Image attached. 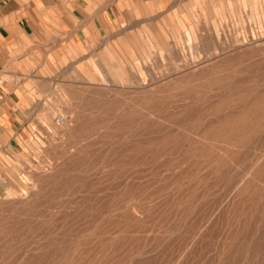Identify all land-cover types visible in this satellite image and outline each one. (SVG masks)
I'll use <instances>...</instances> for the list:
<instances>
[{
    "label": "rangeland",
    "instance_id": "374dc122",
    "mask_svg": "<svg viewBox=\"0 0 264 264\" xmlns=\"http://www.w3.org/2000/svg\"><path fill=\"white\" fill-rule=\"evenodd\" d=\"M172 5L120 19L35 95L0 157V264H264V0Z\"/></svg>",
    "mask_w": 264,
    "mask_h": 264
},
{
    "label": "crops",
    "instance_id": "0c3cea01",
    "mask_svg": "<svg viewBox=\"0 0 264 264\" xmlns=\"http://www.w3.org/2000/svg\"><path fill=\"white\" fill-rule=\"evenodd\" d=\"M172 1L0 0V157H12L29 122L39 121L35 95L48 93L50 79L70 63L84 70L120 19L168 12Z\"/></svg>",
    "mask_w": 264,
    "mask_h": 264
},
{
    "label": "bare ground",
    "instance_id": "6f19581e",
    "mask_svg": "<svg viewBox=\"0 0 264 264\" xmlns=\"http://www.w3.org/2000/svg\"><path fill=\"white\" fill-rule=\"evenodd\" d=\"M250 16V15H249ZM236 45V44H235ZM232 46V45H231ZM242 46H243V44H242ZM257 47V46H256ZM155 48V47H154ZM242 49V48H241ZM210 54V53H209ZM205 60V59H204ZM191 64V63H190ZM134 68V67H133ZM176 68V67H175ZM175 70V69H174ZM178 71V70H177ZM196 71V70H195ZM136 72V71H135ZM133 73V72H132ZM225 73V72H224ZM140 75V74H139ZM138 75V76H139ZM170 75V74H169ZM133 76V75H132ZM141 76V75H140ZM140 78V77H139ZM193 78H195V77H193ZM128 80V79H127ZM140 80H141V78H140ZM158 80V79H157ZM207 80V79H206ZM134 81V80H133ZM166 81H168V80H166ZM144 82V81H143ZM192 82V81H191ZM130 83V82H129ZM190 83V82H189ZM206 84V83H205ZM213 84V83H212ZM161 85V84H160ZM190 86H191V84H189ZM215 85V84H214ZM143 86H146V85H144L143 84ZM144 89H146L145 87H144ZM191 89V88H190ZM143 91V90H142ZM152 91V90H151ZM243 92V91H242ZM251 92V91H250ZM200 93V92H199ZM200 95V94H199ZM205 95V94H204ZM208 94H206V96H207ZM262 95V94H261ZM159 96V95H158ZM241 96V95H240ZM208 97H209V95H208ZM264 97V96H263ZM205 98H207V97H205ZM238 98V97H237ZM134 99V98H133ZM160 100V99H159ZM207 101V100H206ZM235 101V100H234ZM261 101V100H260ZM208 102V101H207ZM165 103V102H164ZM203 103V102H202ZM264 103V102H263ZM199 104V103H198ZM232 104V103H231ZM161 105V104H160ZM233 105V104H232ZM236 105V104H235ZM195 107V106H194ZM252 108V107H251ZM255 108H256V106H255ZM258 108V107H257ZM156 109V108H155ZM188 109V108H187ZM220 109V108H219ZM190 110V109H189ZM261 111V110H260ZM185 112H187V111H185ZM262 113V112H261ZM118 115V114H117ZM79 116V115H78ZM120 116V115H119ZM158 117V116H157ZM222 120V119H221ZM73 121V120H72ZM200 121V120H199ZM224 122V121H223ZM216 124V123H215ZM229 125V124H228ZM244 125V124H243ZM253 125V124H252ZM224 126H226V125H224ZM235 126V125H234ZM206 127V126H205ZM232 127H233V125H232ZM222 128H224V127H222ZM236 128V127H235ZM244 128V127H243ZM255 128V127H254ZM217 129V128H216ZM194 130V129H193ZM214 130V129H213ZM217 130H219V129H217ZM217 130H215V131H217ZM233 130V129H232ZM104 131V130H103ZM201 131V130H200ZM206 131V130H205ZM225 132V131H224ZM233 132V131H232ZM241 132V131H240ZM259 132V131H258ZM98 133V132H97ZM219 133V132H218ZM123 134V133H122ZM159 134V133H158ZM208 134V133H207ZM226 134V133H225ZM205 135H206V133H205ZM217 135V134H216ZM233 135V134H232ZM102 136V135H101ZM201 136V135H200ZM105 138V137H104ZM194 138H195V136H194ZM103 139V138H102ZM231 139V138H230ZM235 139V138H234ZM260 139H261V137H260ZM87 140H89V139H87ZM199 140H200V137H199ZM244 140V139H243ZM258 140V139H257ZM256 140V141H257ZM182 141V140H181ZM191 141V140H190ZM201 141V140H200ZM230 141V140H229ZM260 141V140H259ZM205 142V141H204ZM209 142V141H208ZM218 142V141H217ZM231 142V141H230ZM258 142V141H257ZM81 143V142H80ZM108 143V142H107ZM197 143V142H196ZM101 144V143H100ZM230 144V143H229ZM264 144V143H263ZM194 145V144H193ZM258 145V144H257ZM142 146V145H141ZM197 146V145H196ZM78 147V146H77ZM190 147H191V145H190ZM224 147V146H223ZM86 148V147H85ZM88 148V147H87ZM250 148V147H249ZM255 148V147H254ZM261 148V147H260ZM81 149V148H80ZM91 149V148H90ZM205 149V148H204ZM225 149V148H224ZM230 149V148H229ZM125 150V149H124ZM139 150V149H138ZM156 150V149H155ZM162 150V149H161ZM192 150V149H191ZM195 150V149H194ZM71 151V150H70ZM72 151H74L73 149H72ZM71 151V152H72ZM75 151H77V150H75ZM74 151V152H75ZM79 151V150H78ZM85 151H87V150H85ZM188 151V150H187ZM210 151V150H209ZM82 152V151H81ZM81 152H79V153H81ZM153 152V151H152ZM168 152H169V150H168ZM180 152V151H179ZM185 152V151H184ZM253 152V151H252ZM207 153V152H206ZM210 153V152H209ZM220 153V152H219ZM251 153V152H250ZM128 154V153H127ZM204 154V153H203ZM221 154V153H220ZM237 154V153H236ZM239 154V153H238ZM120 155V154H119ZM133 155V154H132ZM235 156V155H234ZM241 156V155H240ZM254 156V155H253ZM258 156V155H257ZM84 157H86L85 155H84ZM180 157V156H179ZM207 157H208V155H207ZM207 157H205V159L207 158ZM231 157V156H230ZM75 158V157H74ZM190 158V157H189ZM191 158H192V156H191ZM214 158H215V156H214ZM254 158V157H253ZM178 159V158H177ZM187 159V158H186ZM185 159V160H186ZM203 159V158H202ZM205 159H203V160H205ZM184 160V161H185ZM213 160V159H212ZM234 160H235V158H234ZM251 160V159H250ZM197 161V160H196ZM208 161H209V158H208ZM180 162H181V160H180ZM190 162V161H189ZM201 162V161H200ZM206 162H207V160H206ZM245 162V161H244ZM173 163V162H172ZM209 163V162H208ZM246 163V162H245ZM229 164V163H228ZM254 164V163H253ZM257 164V163H256ZM185 165V164H184ZM207 165V164H206ZM209 165V164H208ZM243 165V164H242ZM221 166V165H220ZM223 166V165H222ZM176 167V166H175ZM178 167H179V165H178ZM189 167V166H188ZM205 167V166H204ZM242 167V166H241ZM260 167H262V165L260 166ZM234 168V167H233ZM252 168V167H251ZM255 168V167H254ZM167 169V168H166ZM169 169H171V168H169ZM201 170H202V168H200ZM172 170V169H171ZM184 170V169H183ZM200 170V171H201ZM205 170V169H204ZM212 170V169H211ZM221 170V169H220ZM193 172H194V170H192ZM191 171V172H192ZM214 171V170H213ZM255 171V170H254ZM163 172V171H162ZM183 172V171H182ZM187 172V171H186ZM189 172V171H188ZM199 172V171H198ZM207 172V171H206ZM216 172V171H215ZM219 172V171H218ZM252 172V171H251ZM259 172L262 174V168H260L257 172H256V174L254 175V177H257L258 175H259ZM214 173V172H213ZM222 173V172H221ZM189 174V173H188ZM206 174V173H205ZM219 174V173H218ZM223 174V173H222ZM105 175V174H104ZM163 175V174H162ZM213 175H215L216 176V174H213ZM223 175H225V174H223ZM227 175V174H226ZM232 175V174H231ZM155 176V175H154ZM169 176V175H168ZM170 176H172V175H170ZM169 176V177H170ZM208 176V175H207ZM220 175H218V177H219ZM248 176V175H247ZM190 177V176H189ZM196 177V176H195ZM214 177V176H213ZM226 177H228V176H226ZM246 177V176H245ZM262 177V176H261ZM174 178V177H173ZM176 178V177H175ZM186 178H187V174H186ZM194 178V177H193ZM199 179V178H198ZM242 179H244V178H242ZM247 179H248V177H247ZM178 181H179V179H177ZM256 180V179H255ZM261 180L263 181V179L261 178ZM261 180H259V181H261ZM167 181V180H166ZM182 181V180H181ZM203 181V180H202ZM229 181H232V180H229ZM240 181V180H239ZM244 181H246V179L244 180ZM248 181H249V179H248ZM180 182V181H179ZM188 182V181H187ZM218 182V181H217ZM237 182V181H236ZM258 182V181H257ZM168 183H170V182H168ZM184 183V182H183ZM190 183H191V181H190ZM209 183V182H208ZM229 183V182H228ZM238 183V182H237ZM157 184V183H156ZM166 184H167V182H166ZM165 184V185H166ZM180 184V183H179ZM205 184V183H204ZM214 184H215V182H214ZM239 184H242V183H239ZM210 185V184H209ZM224 185V184H223ZM158 186V185H157ZM250 186V185H249ZM163 187H164V185H163ZM214 187V186H213ZM221 187V186H220ZM256 187V186H255ZM259 187V186H258ZM173 188V187H172ZM178 188V187H177ZM189 188V187H188ZM242 188H243V186H242ZM252 188V187H251ZM261 188V187H260ZM31 189H32V187H31ZM224 189H226L225 187H224ZM248 189H249V187H248ZM248 189H247V191H248ZM263 189V188H262ZM34 190V189H33ZM171 190V189H170ZM187 190V189H186ZM190 190H192V189H190ZM196 190V189H195ZM198 190V189H197ZM222 190H223V188H222ZM202 191V190H201ZM259 191V190H258ZM195 192V191H194ZM197 192V191H196ZM225 192V191H224ZM226 192H228V191H226ZM231 192V191H230ZM261 192V191H260ZM241 193V192H240ZM163 194V193H162ZM218 194V193H217ZM230 194V193H229ZM232 195H233V193H231ZM231 194H230V196H231ZM236 194V193H235ZM238 194V193H237ZM257 194V196H258V192L256 193ZM179 195V194H178ZM187 195V194H186ZM204 195V194H203ZM224 195H225V198H226V196L228 195V194H225L224 193ZM224 195H222L223 197H224ZM248 195V194H247ZM31 196V194H30V191L28 190V189H23V193L21 194V195H18V196H16L15 198H13V199H11V200H16V202H15V204L16 205H23V204H26L27 202H28V199H29V197ZM217 196H220V195H217ZM234 196V195H233ZM250 196V195H249ZM171 197V196H170ZM185 197V196H184ZM191 197V196H190ZM198 197V196H197ZM223 197L221 198V196H220V198L219 199H223ZM235 197H236V195H235ZM235 197H234V199H235ZM252 197V196H251ZM157 198V197H156ZM162 198V197H161ZM176 198V197H175ZM180 198V197H179ZM228 198H229V196H228ZM232 198V197H231ZM261 198V197H260ZM181 199V198H180ZM247 199H248V196H247ZM246 199V200H247ZM185 200V199H184ZM183 200V201H184ZM188 200V199H187ZM200 200V199H199ZM217 200H218V198H217ZM216 200V201H217ZM258 200V199H257ZM31 201V200H30ZM173 201H174V199H173ZM225 201V200H224ZM229 201V200H228ZM227 201V202H228ZM230 201H232L231 199H230ZM229 201V202H230ZM243 201V200H242ZM250 201V200H249ZM258 201H260V200H258ZM155 202H156V200H155ZM176 202V201H175ZM187 202V201H186ZM199 202V201H198ZM197 202V203H198ZM212 202V201H211ZM219 202V201H218ZM228 202V203H229ZM233 202H234V200H233ZM254 202H256V201H254ZM159 203V202H158ZM161 203V202H160ZM159 203V204H160ZM171 203V202H170ZM184 203V202H183ZM196 203V204H197ZM14 204V205H15ZM158 204V205H159ZM199 204V203H198ZM227 204V203H226ZM233 204V203H232ZM244 204V203H243ZM243 204H242V206H243ZM246 204V203H245ZM247 204H248V202H247ZM30 205V204H29ZM33 205V204H32ZM157 205V204H156ZM163 205V204H162ZM11 206V205H10ZM35 206V205H34ZM33 206V207H34ZM81 206V205H80ZM228 206V205H227ZM258 206V205H257ZM161 207V206H160ZM172 207V206H171ZM194 207V206H193ZM239 207H241V204H240V206ZM248 207V206H247ZM246 207V208H247ZM166 208V207H165ZM183 208V207H182ZM189 208V207H188ZM220 208V207H219ZM231 208H232V206H231ZM245 208V207H244ZM262 208V207H261ZM29 209V208H28ZM35 209V208H34ZM164 209V208H163ZM168 209V208H167ZM169 209H170V207H169ZM240 209V208H239ZM248 209V208H247ZM182 210V209H181ZM196 210V209H195ZM225 210V209H224ZM24 211V210H23ZM23 211H21V212H23ZM164 211V210H163ZM168 211V210H167ZM191 211H192V209H191ZM261 211V210H260ZM186 212V211H185ZM190 212V211H189ZM193 212H194V210H193ZM198 212V211H197ZM241 212V211H240ZM248 212V211H247ZM148 213V212H147ZM151 213V212H150ZM170 213H172V212H170ZM210 213V212H209ZM229 213H230V211H229ZM250 213V212H249ZM252 213V212H251ZM250 213V214H251ZM153 214V213H152ZM193 214V213H192ZM231 214V213H230ZM141 215V214H140ZM143 215V214H142ZM156 215H157V213H156ZM168 215V214H167ZM245 215V214H244ZM257 215V214H256ZM196 216V215H195ZM237 216V215H236ZM239 216V215H238ZM237 216V217H238ZM252 216V215H251ZM260 216V215H259ZM170 217V216H169ZM202 217V216H201ZM228 217V216H227ZM244 217V216H243ZM146 218V217H145ZM168 218V217H167ZM180 219V218H179ZM262 219V218H261ZM261 219L259 218V220L261 221ZM23 220V219H22ZM163 220V219H162ZM161 220V221H162ZM176 220H177V218H176ZM212 220V219H211ZM258 220V219H257ZM258 220V221H259ZM0 221H2L1 219H0ZM86 221V220H85ZM141 221V220H140ZM147 221H148V219H147ZM175 221V220H174ZM196 221V220H195ZM250 221V220H249ZM258 221H256V224H257V222ZM9 222V221H8ZM149 222V221H148ZM168 222H170V221H168ZM184 222V221H183ZM218 222V221H217ZM19 223H22V222H19ZM26 223V222H25ZM86 223V222H85ZM138 223V222H137ZM147 223V222H146ZM185 223V222H184ZM230 223H231V221H230ZM236 223H238V222H236ZM10 224V223H9ZM93 224V223H92ZM139 224V223H138ZM173 225H174V222L172 223ZM218 224V223H217ZM254 224V223H253ZM261 224V223H260ZM8 224H6V227H8L7 226ZM22 225V224H21ZM81 225V224H80ZM86 225V224H85ZM136 225V224H135ZM155 225V224H154ZM157 225V224H156ZM160 225V224H159ZM181 225V224H180ZM14 226V225H13ZM103 226V225H102ZM142 226V225H141ZM178 226V225H177ZM193 226V225H192ZM200 226V225H199ZM233 226V225H232ZM260 226V225H259ZM259 226H258V228H255V231H259ZM10 227V226H9ZM168 227V226H167ZM181 227V226H180ZM182 227H184V226H182ZM221 227V226H220ZM81 228V227H80ZM162 228V227H161ZM217 228V227H216ZM236 228V227H235ZM247 228V227H246ZM262 228V227H261ZM10 230H11V228H9ZM90 229V228H89ZM94 229V228H93ZM189 229V228H188ZM201 229V228H200ZM231 229V228H230ZM241 229V228H240ZM6 230V229H5ZM9 230V231H10ZM92 230V229H91ZM111 230V229H110ZM198 230V229H197ZM223 230H224V228H223ZM3 231V230H2ZM157 231V230H156ZM167 231V230H166ZM180 231H181V229H180ZM185 231V230H184ZM227 231V230H226ZM232 231V230H231ZM235 231V230H234ZM161 232V231H160ZM191 232V231H190ZM194 232V231H193ZM200 232V231H199ZM198 232V233H199ZM212 232H213V230H212ZM236 232V231H235ZM262 232H263V230H262ZM7 233V232H6ZM6 233H5V235H6ZM168 233V232H167ZM188 233V232H187ZM205 233V232H204ZM207 233V232H206ZM214 233H215V231H214ZM234 233V232H233ZM247 233V232H246ZM260 233V232H259ZM177 234H179V233H177ZM217 234V233H216ZM231 234V233H230ZM244 234V233H243ZM9 235H10V232H9ZM83 235V234H82ZM183 235V234H182ZM193 235V234H192ZM43 236V235H42ZM88 236V235H87ZM112 236H113V234H112ZM186 236H187V234H186ZM199 236V235H198ZM226 236V235H225ZM92 237V236H91ZM179 237V236H178ZM221 237H224V236H222L221 235ZM247 237V236H246ZM251 237V236H250ZM250 237H249V239H250ZM2 238V237H1ZM0 238V239H1ZM77 238V237H76ZM136 238V237H135ZM171 238V237H170ZM209 238V237H208ZM225 238V237H224ZM237 238H238V236H237ZM68 239V238H67ZM79 239V238H78ZM156 239V238H155ZM223 239V238H222ZM248 239V240H249ZM9 240V239H8ZM92 240V239H91ZM107 240V239H106ZM166 240H167V238H166ZM245 240V239H244ZM114 241V240H113ZM140 241V240H139ZM138 241V242H139ZM227 241V240H226ZM231 241V240H230ZM240 241V240H239ZM36 242V241H35ZM172 242V241H171ZM235 242V241H234ZM245 242V241H244ZM261 242V241H260ZM43 243V242H42ZM48 243V242H47ZM162 243V242H161ZM230 243V242H229ZM44 244V243H43ZM257 244V243H256ZM28 245V244H27ZM49 245V244H48ZM111 245V244H110ZM110 245H108V246H110ZM130 245V244H129ZM177 245V244H176ZM232 245V244H231ZM30 246V245H29ZM39 246V245H38ZM47 246V245H46ZM64 246V245H63ZM62 246V247H63ZM164 246H165V242H164ZM194 246V245H193ZM256 246V245H255ZM259 246V245H258ZM261 246V245H260ZM23 247V246H22ZM49 247V246H48ZM70 247V246H69ZM95 247V246H94ZM149 247V246H148ZM171 247V246H170ZM175 247V246H174ZM252 247V246H251ZM27 248V247H26ZM38 248V247H37ZM131 249L133 248V246L132 247H130ZM162 248V247H161ZM219 248V247H218ZM263 248V249H262ZM262 248H260V249H262L261 250V257H262V259H264V247H262ZM25 249V248H24ZM47 249V248H46ZM123 249V248H122ZM121 249V250H122ZM158 249V248H157ZM166 250H167V248H165ZM189 249V248H188ZM228 249V248H227ZM231 249V248H230ZM37 250V249H36ZM60 250V249H59ZM110 250V249H109ZM114 250V249H113ZM120 250V249H119ZM151 250V249H150ZM165 250V251H166ZM250 250H251V248H250ZM254 250V249H253ZM257 250V249H256ZM14 251V250H13ZM27 251V250H26ZM25 251V252H26ZM38 251V250H37ZM36 251V252H37ZM47 251V250H46ZM81 251V250H80ZM86 251V250H85ZM123 251V250H122ZM148 251V250H147ZM165 251H162V252H165ZM192 251V250H191ZM23 252H24V250H23ZM34 252V251H33ZM42 252V251H41ZM48 252V251H47ZM58 252V251H57ZM63 252H64V250H63ZM73 252V251H72ZM111 252V251H110ZM119 252V251H118ZM161 252V253H162ZM247 252V251H246ZM21 253H22V251H21ZM21 253H20V255H21ZM46 253V252H45ZM54 253H55V251H54ZM59 253H60V251H59ZM62 253V252H61ZM116 253V252H115ZM214 253V252H213ZM251 253H252V251H251ZM250 253V254H251ZM257 253V252H256ZM15 254H17V253H15ZM26 254V253H25ZM43 254V253H42ZM76 254V253H75ZM81 254V253H80ZM164 254V253H163ZM162 254V255H163ZM205 254V253H204ZM238 254V253H237ZM10 255V254H9ZM13 255V254H12ZM37 255V254H36ZM36 255H35V257H36ZM77 255V254H76ZM131 255V254H130ZM246 255V254H245ZM256 255V254H255ZM255 255H252V256H255ZM33 256V255H32ZM43 256H45V255H43ZM56 256V255H55ZM90 256V255H89ZM127 256H129V255H126V257ZM166 256H168L167 255V253H166ZM247 256H248V254H247ZM9 257V256H8ZM34 257V256H33ZM41 257V256H40ZM51 257V256H50ZM53 257H54V255H53ZM57 258H58V256H56ZM70 257V256H69ZM160 257V256H159ZM163 257V256H162ZM249 257V256H248ZM250 257H251V255H250ZM19 258V257H18ZM55 258V257H54ZM89 258V257H88ZM167 258V257H166ZM176 258V257H175ZM39 259V258H38ZM52 259V258H51ZM111 259V258H110ZM162 259V258H161ZM213 259V258H212ZM224 259V258H223ZM248 259V258H247ZM252 259V258H251ZM250 259V260H251ZM254 259V258H253ZM262 259H260V260H262ZM33 260V259H32ZM54 260H57V259H54ZM242 260V259H241ZM249 260V261H250ZM42 261V260H41ZM51 261V260H50ZM52 261H53V259H52ZM163 261V260H162ZM167 261V260H166ZM218 261V260H217ZM220 261V260H219ZM244 261V260H243ZM246 261V260H245ZM174 262V261H173ZM262 262V261H261ZM5 263V262H4ZM263 263V262H262ZM81 264V263H80ZM129 264V263H128ZM131 264V263H130ZM165 264V263H164ZM191 264H193V263H191ZM245 264V263H244ZM256 264V263H255Z\"/></svg>",
    "mask_w": 264,
    "mask_h": 264
},
{
    "label": "built area",
    "instance_id": "2783aa9c",
    "mask_svg": "<svg viewBox=\"0 0 264 264\" xmlns=\"http://www.w3.org/2000/svg\"><path fill=\"white\" fill-rule=\"evenodd\" d=\"M54 121H56V124L59 125V124H61L64 121V119L61 116H58V117L55 118Z\"/></svg>",
    "mask_w": 264,
    "mask_h": 264
}]
</instances>
